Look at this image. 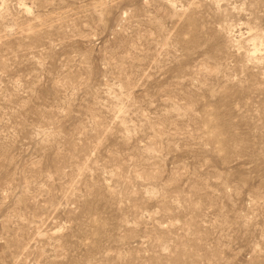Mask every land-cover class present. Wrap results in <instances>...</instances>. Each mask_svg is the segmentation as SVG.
<instances>
[{"label":"rangeland","instance_id":"obj_1","mask_svg":"<svg viewBox=\"0 0 264 264\" xmlns=\"http://www.w3.org/2000/svg\"><path fill=\"white\" fill-rule=\"evenodd\" d=\"M0 264H264V0H0Z\"/></svg>","mask_w":264,"mask_h":264},{"label":"bare ground","instance_id":"obj_2","mask_svg":"<svg viewBox=\"0 0 264 264\" xmlns=\"http://www.w3.org/2000/svg\"><path fill=\"white\" fill-rule=\"evenodd\" d=\"M253 56V55H252Z\"/></svg>","mask_w":264,"mask_h":264}]
</instances>
